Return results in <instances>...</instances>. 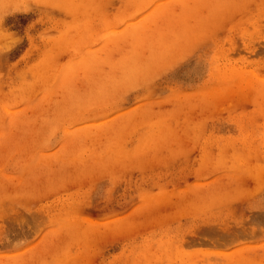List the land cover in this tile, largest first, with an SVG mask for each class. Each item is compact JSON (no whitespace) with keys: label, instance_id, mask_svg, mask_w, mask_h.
<instances>
[{"label":"rangeland","instance_id":"rangeland-1","mask_svg":"<svg viewBox=\"0 0 264 264\" xmlns=\"http://www.w3.org/2000/svg\"><path fill=\"white\" fill-rule=\"evenodd\" d=\"M0 264H264V0H0Z\"/></svg>","mask_w":264,"mask_h":264},{"label":"bare ground","instance_id":"bare-ground-1","mask_svg":"<svg viewBox=\"0 0 264 264\" xmlns=\"http://www.w3.org/2000/svg\"><path fill=\"white\" fill-rule=\"evenodd\" d=\"M256 234H257V233H256ZM256 234H255V235H256Z\"/></svg>","mask_w":264,"mask_h":264}]
</instances>
